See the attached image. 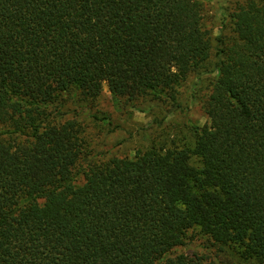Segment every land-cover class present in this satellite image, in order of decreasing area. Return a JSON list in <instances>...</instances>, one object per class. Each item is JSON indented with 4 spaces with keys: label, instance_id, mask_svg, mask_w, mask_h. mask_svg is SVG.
<instances>
[{
    "label": "trees",
    "instance_id": "obj_1",
    "mask_svg": "<svg viewBox=\"0 0 264 264\" xmlns=\"http://www.w3.org/2000/svg\"><path fill=\"white\" fill-rule=\"evenodd\" d=\"M202 11L198 0H0V264H218L167 256L192 228L264 264V0L224 16L191 146L77 169L84 137L60 111L62 94L92 100L104 84L115 99L173 92L211 55Z\"/></svg>",
    "mask_w": 264,
    "mask_h": 264
},
{
    "label": "rangeland",
    "instance_id": "obj_2",
    "mask_svg": "<svg viewBox=\"0 0 264 264\" xmlns=\"http://www.w3.org/2000/svg\"><path fill=\"white\" fill-rule=\"evenodd\" d=\"M202 3V24L208 31L211 55L199 71L172 91L144 99H115L107 85L95 99H85L78 92L62 94L59 98L63 119H75L84 137L83 159L77 169L90 162H99L110 156H133L137 150L149 146H191L195 129L206 122L202 103L209 91V81L216 75L217 37L222 34L224 16L240 0H198ZM228 23V20L225 21ZM173 142V143H172ZM81 181V174L76 182ZM185 244L172 249L167 256L179 253L198 254L214 259L218 264H258L255 258H243L238 248L214 244L198 228L187 233Z\"/></svg>",
    "mask_w": 264,
    "mask_h": 264
}]
</instances>
